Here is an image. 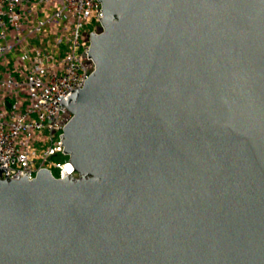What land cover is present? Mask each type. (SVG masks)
Returning a JSON list of instances; mask_svg holds the SVG:
<instances>
[{
    "label": "water",
    "instance_id": "water-1",
    "mask_svg": "<svg viewBox=\"0 0 264 264\" xmlns=\"http://www.w3.org/2000/svg\"><path fill=\"white\" fill-rule=\"evenodd\" d=\"M99 1L78 177L0 169V264H264V0Z\"/></svg>",
    "mask_w": 264,
    "mask_h": 264
},
{
    "label": "built area",
    "instance_id": "built-area-1",
    "mask_svg": "<svg viewBox=\"0 0 264 264\" xmlns=\"http://www.w3.org/2000/svg\"><path fill=\"white\" fill-rule=\"evenodd\" d=\"M99 0H0V169L3 179L78 177L65 152L63 105L94 72ZM66 157L56 162V157Z\"/></svg>",
    "mask_w": 264,
    "mask_h": 264
},
{
    "label": "rangeland",
    "instance_id": "rangeland-1",
    "mask_svg": "<svg viewBox=\"0 0 264 264\" xmlns=\"http://www.w3.org/2000/svg\"><path fill=\"white\" fill-rule=\"evenodd\" d=\"M65 159H66V157L59 156V157H56L54 160L56 162H63Z\"/></svg>",
    "mask_w": 264,
    "mask_h": 264
}]
</instances>
